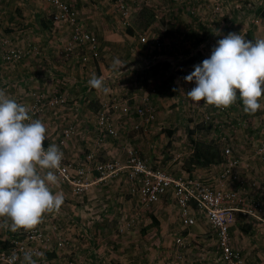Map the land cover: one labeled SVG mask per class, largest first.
I'll return each instance as SVG.
<instances>
[{
    "label": "crops",
    "instance_id": "1",
    "mask_svg": "<svg viewBox=\"0 0 264 264\" xmlns=\"http://www.w3.org/2000/svg\"><path fill=\"white\" fill-rule=\"evenodd\" d=\"M212 1L215 0H126L131 16L124 27L115 0H66L77 11L85 29L98 38V55L92 58L85 48H78L71 56L65 55L69 30L51 20L52 8L44 0H2L0 89L28 107L37 100L43 105L50 100H63L64 103L53 107L46 105L40 114L29 112V115L45 124L46 146L55 144L67 159L91 168L86 176L88 187L80 194H75L72 186L59 178L58 184L50 186L53 193H63L64 204L60 212L46 213L39 226L53 246L59 237L67 239L68 245L62 249L40 248L33 258L37 264H215L216 238L204 220L199 219L193 226L184 225L170 194L155 205L138 207L136 199L129 194L126 171L116 177L101 178L94 170L96 162L124 163L128 149L140 151L153 169L179 171L180 175L175 176L199 173L196 177L212 181L222 169L221 163L186 168L182 158L176 159L180 153H174L175 158L170 162L163 159L175 146L174 135L168 137L162 131L166 124L175 125L176 119L169 117L171 98L177 90L182 92L187 88L188 92L189 83L184 77L204 60L202 49L208 46V39L222 38L213 34L214 29L223 35L242 32L248 40L264 39V0L221 4L222 13L216 18L208 7ZM142 36L148 41L158 38L181 43L182 50L176 57L170 50L151 51L149 45L140 43ZM12 50L31 54L8 63L2 57ZM83 56L88 57L86 62L81 61ZM116 57L126 64L121 75L110 71ZM179 57L184 60L182 66H172ZM178 69L183 72L179 73L183 77L181 83ZM93 72L104 77L111 89L107 95L88 86ZM147 95L157 111L149 125L133 114ZM115 99L128 103L130 113L114 115L112 121L118 128V139H107L98 145L96 113L103 103ZM187 100L192 107L193 102L188 97ZM260 103L264 105V96ZM136 121L140 122L139 130L133 129ZM66 130L71 134L60 146ZM250 136L251 156L245 155L247 151L242 158L245 162L251 157L252 169L248 173L251 181L244 180L249 183V190L254 185L264 194V157L257 158L255 152L259 143L264 142V107L251 114ZM232 137V141L237 139ZM163 139L171 143L162 146ZM217 141L210 142L217 145ZM186 145L183 149L190 158L193 146L191 142ZM220 151L222 154L223 149ZM89 154L95 156V161H87ZM46 171L41 170V174ZM24 231L12 233L0 227V251H8L10 240ZM230 235L233 246L241 251L247 264H264V237L239 213L235 214ZM177 238L184 241L181 251L175 245ZM177 253L182 260H177Z\"/></svg>",
    "mask_w": 264,
    "mask_h": 264
},
{
    "label": "built area",
    "instance_id": "2",
    "mask_svg": "<svg viewBox=\"0 0 264 264\" xmlns=\"http://www.w3.org/2000/svg\"><path fill=\"white\" fill-rule=\"evenodd\" d=\"M51 8V20L67 27L69 30V42L64 49L66 56H71L78 48H85L88 56L95 58L98 55L99 43L95 34L90 33L77 18V11L69 5L66 0H44ZM119 16L123 20V26H128L131 11L126 0H115ZM2 0H0V13ZM222 13L221 3L216 4L211 9V15ZM1 19V15H0ZM209 40V41H208ZM208 46L205 49V57L209 58L212 48L216 45L218 39H208ZM141 44H147L160 48L161 41L154 38L148 41L146 36L139 38ZM35 51V49H33ZM30 51L12 50L3 54L2 59L8 63L21 61L24 57L30 55ZM87 56L81 58L86 62ZM191 83L189 90L194 87ZM154 93V91H152ZM149 95L144 98L143 105L134 110V115L146 125L152 124L156 118V108L150 103ZM64 103L63 100H50L47 106H56ZM201 106H195L194 115L200 116L204 123H211L212 116L208 114L207 108H213L215 111H222L223 108H216L212 105H204L203 101L198 102ZM46 105L37 103L28 107L32 115L40 114L44 111ZM211 106V107H210ZM129 104L122 100H112L101 105L96 113L95 131L98 134L96 143L101 145L107 139L115 141L118 139L119 131L112 121L114 115H127L130 113ZM139 122V123H140ZM137 121L133 123V129L141 128ZM71 134L66 130L63 139L59 145H63L65 139ZM48 146H45L47 149ZM62 151L61 147H59ZM63 152V151H62ZM256 157H264V142L259 143L256 149ZM127 157L124 163L118 161L96 162L94 170L101 178L116 177L122 171H126L129 182V194L136 199L137 206L147 208L158 203L161 198L171 195L178 211L181 222L187 226H193L201 219L207 223L216 238V257L215 264H247L244 255L237 250L231 240L230 229L235 222V214L239 213L246 218L252 226L258 228V233L264 237V200L253 196L249 190V183L244 180V173L251 171V159L243 162L234 156L233 149L226 146L222 152V169L212 181H206L195 176L174 177L167 171L160 168H151L147 160L136 149H128ZM64 154V153H63ZM87 161H95V156L89 154ZM57 177L72 186L75 194L82 193L87 187L86 176L91 172V168L84 163L70 161L63 155L61 167L52 170ZM68 245V240L59 237L54 241L47 236L44 230L38 225L36 229L24 231L17 234L10 240L8 251H0V264H8V258L16 253L20 264L26 252L31 253L33 258L39 254L40 248L50 249L51 246L56 249H62ZM176 248L181 251L184 247L183 238L175 240ZM178 261L182 256L177 253Z\"/></svg>",
    "mask_w": 264,
    "mask_h": 264
},
{
    "label": "clouds",
    "instance_id": "3",
    "mask_svg": "<svg viewBox=\"0 0 264 264\" xmlns=\"http://www.w3.org/2000/svg\"><path fill=\"white\" fill-rule=\"evenodd\" d=\"M211 50L209 58L194 66L184 77L194 83L186 93L193 106L212 105L227 109L243 103L246 114H255L264 105V39L248 40L241 33L223 35ZM126 64L113 59L110 71L121 75ZM88 86L104 94L111 89L103 76L90 75ZM175 90V89H174ZM30 109L9 97L0 89V227L12 233L20 229L34 230L42 223L46 213L60 212L64 204L62 192L53 193L50 186L58 184L52 170L59 169L63 152L53 144L45 149L46 126L39 119H32ZM41 170H48L41 174ZM20 257L15 252L8 264H16ZM20 264H37L31 253L26 252Z\"/></svg>",
    "mask_w": 264,
    "mask_h": 264
},
{
    "label": "rangeland",
    "instance_id": "4",
    "mask_svg": "<svg viewBox=\"0 0 264 264\" xmlns=\"http://www.w3.org/2000/svg\"><path fill=\"white\" fill-rule=\"evenodd\" d=\"M221 1H212V4H209V10L213 8L216 4H247L246 0H222ZM148 15H150L148 13ZM214 16L213 14L211 15ZM250 38H251V32H250ZM256 39V38H255ZM251 40V39H249ZM161 46L160 48L151 46V50H170L171 53L175 54V57L178 55V53L182 50L181 43L173 44V42H167L164 39H160ZM148 50V48H147ZM158 53V51H155ZM169 52V51H168ZM174 57V58H175ZM180 58V57H179ZM183 58H180L178 60H175L172 62V66L181 67L184 60ZM178 73V78L180 80V83L183 80V77L180 76L179 73L183 74L182 70H176ZM180 86V84L178 85ZM191 86V83H189V87ZM187 88H185V91H176V96L174 95L172 99V104L169 105L170 113L169 117L175 120V125L172 124L173 122L166 124L163 128V132L166 136L170 137L171 134L174 135L175 140L172 141L175 143L174 149L170 148L171 152H167L164 155V160L169 161L173 160L175 157L174 155L177 153H180L181 155L179 157H176L177 160L182 158L181 163L184 164V167H189V157H188V151L183 149L186 144H189L191 140L194 142H200V143H208L210 141H217V145H219L220 150L224 149L226 146L231 147L234 152V156L241 159L242 161L244 158H242L243 154L245 152L249 151L245 155L251 156V114H246L243 111V103L239 99L236 103H234L232 106H230L227 109H223L222 111H215L211 106V108H207V112L212 116V122L211 123H204L201 120L200 116L194 115L195 112H192L193 110L196 111L195 106H190L187 100ZM189 91V88H188ZM187 109V110H186ZM190 111V112H189ZM157 114V111H156ZM196 114V113H195ZM174 125V126H173ZM248 133V135H247ZM176 135V136H175ZM190 135H192V139L189 138ZM246 135V136H245ZM187 136V138H186ZM232 136H236V140H233ZM250 137L249 139H245V137ZM158 137V136H157ZM169 140L163 139L161 141V144H167ZM259 142V141H258ZM171 142L168 143V145ZM235 143V145H233ZM192 145V143H191ZM187 147V145H186ZM222 148V149H221ZM173 150L175 152H173ZM175 153V154H174ZM248 159H251V157H248ZM170 175L174 177H178L175 175H180L179 171H167ZM249 173V172H248ZM248 173H244V179L251 181L249 178ZM191 175V174H190ZM199 173L195 174V177L198 176ZM186 176V175H183ZM262 180V179H261ZM261 185V184H260ZM256 186L251 185L250 191L256 198H261L264 200V194L261 193L262 191L260 189L255 190ZM256 191V192H255ZM258 192V193H257ZM251 223L253 221L251 220Z\"/></svg>",
    "mask_w": 264,
    "mask_h": 264
},
{
    "label": "trees",
    "instance_id": "5",
    "mask_svg": "<svg viewBox=\"0 0 264 264\" xmlns=\"http://www.w3.org/2000/svg\"><path fill=\"white\" fill-rule=\"evenodd\" d=\"M262 16H264V12H262ZM191 143L193 146V153L188 160L190 165L205 167L222 162V154L219 145L213 142L200 143L194 142L193 140H191ZM45 146L46 143L44 142V147Z\"/></svg>",
    "mask_w": 264,
    "mask_h": 264
}]
</instances>
